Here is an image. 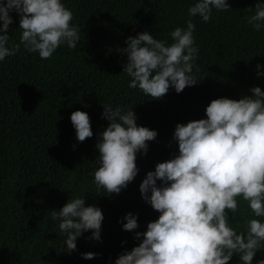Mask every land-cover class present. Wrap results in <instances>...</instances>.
I'll list each match as a JSON object with an SVG mask.
<instances>
[{"label":"trees","instance_id":"obj_1","mask_svg":"<svg viewBox=\"0 0 264 264\" xmlns=\"http://www.w3.org/2000/svg\"><path fill=\"white\" fill-rule=\"evenodd\" d=\"M63 2L80 28L76 48L60 46L51 58L41 59L21 45L0 62V264H114L143 239L135 233L146 231L159 216L141 197L139 184L157 163L178 154L176 124L206 118L205 108L213 99L238 100L251 96L250 89L257 86L264 91V29L255 31L247 23L252 14L248 8L264 0H226L230 8L213 10L207 23L193 17L199 47L193 74L202 78L179 93L170 86L159 99L129 88L122 49L129 36L143 31L171 43L169 33L186 26L193 0ZM9 15L10 46L19 43L20 17L14 10ZM105 104L131 109L137 126L157 132L147 142V152H137V175L118 194H107L93 182L99 156L95 145L108 125L101 115ZM76 110L90 119L93 135L84 141L76 139L70 120ZM83 196L85 206L102 211L100 240L91 239L89 230L69 251L50 213L69 198ZM238 204L229 221L244 231L246 220L254 217L246 201L238 198ZM128 213L137 217L138 227L132 231L122 229ZM88 252L95 254L92 259L83 258ZM261 259L264 248L254 255L253 264ZM228 264H241L238 254Z\"/></svg>","mask_w":264,"mask_h":264},{"label":"clouds","instance_id":"obj_2","mask_svg":"<svg viewBox=\"0 0 264 264\" xmlns=\"http://www.w3.org/2000/svg\"><path fill=\"white\" fill-rule=\"evenodd\" d=\"M229 8L226 0H193L186 26L169 33L171 43L148 31L129 36L122 49L127 54L123 73L130 77L129 88L159 99L170 86L179 93L195 85L202 77L193 74L199 53L193 17L207 23L213 10ZM13 10L20 17V37L18 44L9 46ZM248 10L252 14L247 23L255 31L264 29V2ZM72 21L73 12L63 0H0V62L15 55L21 45L41 59L51 58L60 46L76 48L80 28ZM250 91L251 96L238 100L213 99L205 108L206 118L176 124L173 139L178 154L157 163L139 184L141 197L159 216L146 231L135 233L136 239H143L114 264H228L234 253L241 264H253L254 255L264 248V91L258 86ZM103 108L108 125L95 145L99 156L93 182L107 194H118L137 175V152L146 153L147 142L157 132L137 126L131 109L110 104ZM70 120L78 141L92 137L86 112L73 111ZM238 198L247 202L254 217L246 220L244 231L229 221V213L234 218L239 211ZM50 218L58 223L69 251L89 230L91 239L100 240L102 211L85 206L84 196L69 198L59 211H51ZM123 220V230L138 227L132 213ZM94 255L82 254L84 259ZM256 264H264V259Z\"/></svg>","mask_w":264,"mask_h":264}]
</instances>
